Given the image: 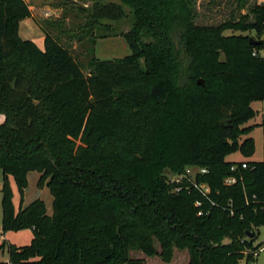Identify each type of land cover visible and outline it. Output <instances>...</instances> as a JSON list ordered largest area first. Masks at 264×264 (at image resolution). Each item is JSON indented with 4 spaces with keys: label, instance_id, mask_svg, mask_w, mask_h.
Listing matches in <instances>:
<instances>
[{
    "label": "trees",
    "instance_id": "trees-1",
    "mask_svg": "<svg viewBox=\"0 0 264 264\" xmlns=\"http://www.w3.org/2000/svg\"><path fill=\"white\" fill-rule=\"evenodd\" d=\"M119 1H95L89 29L129 7L131 53L93 55L87 72L47 28L44 49L20 36L27 0H0L2 231H33L0 247L11 264H147L131 250L170 262L176 249L188 264H260L264 161L227 157L256 149L246 123L264 100V0L252 20L218 25L195 21L196 0ZM189 165L209 169L198 179L219 206L193 187L173 191L165 170ZM30 170L47 182L52 215L42 199L15 208L9 175L23 194Z\"/></svg>",
    "mask_w": 264,
    "mask_h": 264
},
{
    "label": "rangeland",
    "instance_id": "rangeland-1",
    "mask_svg": "<svg viewBox=\"0 0 264 264\" xmlns=\"http://www.w3.org/2000/svg\"><path fill=\"white\" fill-rule=\"evenodd\" d=\"M27 1L29 4L33 5V0ZM95 1L97 0H45V3H43V5L45 4L51 7L53 14L50 18L44 19L45 21L42 24L46 26L51 33L57 32L60 35L59 37L62 43L71 47L73 54L87 72L90 69V59L93 55L102 59H112L121 58L131 53L124 37L125 32H127L133 24L131 9L124 5L123 7L126 11L124 18L118 21L103 19L100 24H95L94 29H89L91 26V19L88 13L89 10L92 9ZM98 1H102L103 3H120L119 0ZM262 1L263 0H196L195 21L199 24L218 25L227 20L233 19L237 21L243 16L248 17L246 20H252L254 18L252 9ZM56 23L58 26H56ZM108 24H110L109 28L106 27ZM56 27L61 29L62 33H60ZM24 29L25 27L22 24L21 34L24 37H29V39H32L37 31H39L36 27L33 30L31 29L27 35ZM239 33L241 32L232 30L224 32L225 35ZM244 34L256 35L252 31L244 32ZM94 38H97L96 42H93ZM262 38L264 39V33ZM262 116L264 117V111L262 112ZM2 119L3 116L0 115V121H2ZM254 134L256 138V149L252 156L245 157L243 153L237 151L229 155L227 159L230 161H238L237 159L240 161H264V128H258ZM40 176L41 174L37 170H30L27 174V184L23 190V194H21L14 176L9 175L8 181L13 190V203L16 209L19 208L21 197L23 196V205H27L35 199H42L46 204L47 213L50 215L53 214V196L47 182L42 183L40 181ZM3 182V171L0 169V245L5 242L16 245H27L33 238L32 229L2 231L1 188ZM263 237L264 228L261 229V236L255 242V245L259 241H262ZM130 255L134 258L144 259L147 264H188L189 261V253L186 249H176L174 257L170 262L163 261L159 256H147L142 251L137 250H131ZM258 263L264 264V251L260 252ZM0 264H11L7 244L4 247H0Z\"/></svg>",
    "mask_w": 264,
    "mask_h": 264
},
{
    "label": "built area",
    "instance_id": "built-area-1",
    "mask_svg": "<svg viewBox=\"0 0 264 264\" xmlns=\"http://www.w3.org/2000/svg\"><path fill=\"white\" fill-rule=\"evenodd\" d=\"M45 15H49V12H45ZM242 167L248 168L250 165L247 160H242ZM237 166H232V170H235ZM209 172V169L205 166L199 165H189L182 172L179 173H168V183L173 186V191L179 192L181 190H190L192 187L198 190L205 198H207L213 205H218L211 198V186L207 182L199 181L200 176H204ZM239 180H242V177L238 178L236 176H227L224 179V184L226 186H231L237 183ZM256 197V195H254ZM197 206L202 205V201H196ZM231 209V208H230ZM230 213L233 214L234 211L231 209ZM199 215L204 214V211L201 209L198 212ZM261 245L257 248V250L252 251L254 256H259L260 252L264 251V237L262 241L258 242ZM257 245V244H256Z\"/></svg>",
    "mask_w": 264,
    "mask_h": 264
},
{
    "label": "crops",
    "instance_id": "crops-1",
    "mask_svg": "<svg viewBox=\"0 0 264 264\" xmlns=\"http://www.w3.org/2000/svg\"><path fill=\"white\" fill-rule=\"evenodd\" d=\"M44 1L45 0H33L32 1L33 5L29 4L30 8L32 10V17H29V18H26V19L22 20L20 22V30H19V34H20V36L23 39H29V37H24L21 34L22 24L25 27L24 30H25V32H27V35H28V33L30 32L31 29L33 30V29H35L37 27V29L39 31H37L36 35H34V37L32 39H30V40L35 41L37 43V45L41 49H44V39H45L44 29L46 28V26H44L42 23H44V21H45L44 19L50 18L52 16V14H53L52 10H51V7H49V6L45 5V4L43 5V3H45ZM46 11L49 12V15H45ZM56 26H58L57 23H56ZM56 28H58V27H56ZM58 30H59L60 33H62L61 29L58 28ZM53 34L55 36H57V37L60 36L57 32L56 33L54 32ZM59 39L61 40L60 37H59ZM61 42H62V40H61ZM66 46H68V45H66ZM69 48L71 49V47H69ZM263 105H264V100L263 101H255V102L252 103V106L257 111V114H256V116L254 118L250 119L246 123L247 126H253V130L251 131L250 136H252L255 139V142H256V138H255V134H254L255 131L258 128H260V127L264 128V117L262 116V112L264 111ZM0 115H2V114H0ZM2 121H4V116H3ZM2 121H0V122H2ZM237 160L240 161L239 159H237Z\"/></svg>",
    "mask_w": 264,
    "mask_h": 264
},
{
    "label": "water",
    "instance_id": "water-1",
    "mask_svg": "<svg viewBox=\"0 0 264 264\" xmlns=\"http://www.w3.org/2000/svg\"><path fill=\"white\" fill-rule=\"evenodd\" d=\"M249 41H250V43H252V44H258V43L261 42V40L258 39L255 35H250V37H249ZM198 82H199L200 84H204V82H203L202 79H200ZM165 173H170V170L166 169V170H165Z\"/></svg>",
    "mask_w": 264,
    "mask_h": 264
}]
</instances>
